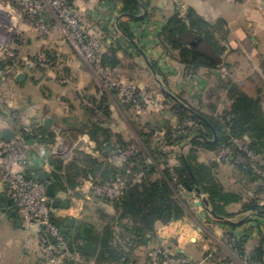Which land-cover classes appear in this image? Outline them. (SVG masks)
<instances>
[{
  "label": "rangeland",
  "instance_id": "374dc122",
  "mask_svg": "<svg viewBox=\"0 0 264 264\" xmlns=\"http://www.w3.org/2000/svg\"><path fill=\"white\" fill-rule=\"evenodd\" d=\"M78 1L79 4L77 0H0V60H4L5 63L0 70L9 71L0 77V128L10 129L13 138H17L21 136L20 131L23 127H34L38 124L37 128L40 129L41 126H45L47 119H51L50 126H54L51 131L53 137L50 141L43 142L48 145L47 156H50L52 148L57 146L61 152L67 154L64 160L67 165L78 156L99 157L101 153L97 149V144L83 131V123L87 121V116L83 115V106L97 108L98 105H102L104 96H107L109 115L106 114V109H97L98 121L112 128L115 134H120L123 140L130 142V146L127 149H121L120 154L117 155L123 164L137 148L146 149L138 132L153 117H159L165 108H168L173 115L175 112H181L179 107L189 111H192V107L202 109L198 101L202 98L207 103L209 102L208 104H212L213 91L210 88L205 93L195 92L193 96H190L185 92L173 90L175 76L170 74L161 77L157 71L138 67L128 59H122V64L117 68L102 67L100 65L101 56L103 54L113 55V50L106 48L105 39L100 36L96 27L88 21L84 13L86 5H91L98 0ZM159 1L151 0L147 4V0H143V7L147 4L144 12L154 17ZM164 1L168 3L170 0ZM183 1L186 3H182ZM220 4L222 12L218 11ZM229 4L231 3L228 0H178V6L174 3L176 11H180L181 14H184L189 7H193L202 14L201 9L204 8L209 13V18L220 15L219 12L227 15ZM168 5L157 8L159 11L157 17L168 13L165 11L169 8ZM199 5L205 7L201 8ZM227 24L226 21V27ZM162 49L164 50L163 47ZM38 50L42 52L37 54ZM9 54L22 60L27 58L33 66L15 64L13 58L8 57ZM41 55L43 58L37 59ZM168 56L176 60L175 56ZM9 61L13 62L12 66ZM149 64L153 67L154 62L150 61ZM186 73L189 78L196 79L193 72L186 71ZM19 75L24 76L21 82L17 80ZM86 75L89 80H92L91 82L85 81ZM6 111L14 114L15 117L9 118ZM60 115H75L82 122L75 126H68L61 120ZM174 120H176L175 135H187L189 142L201 137L200 132L205 130L198 122L191 119L180 122L174 115ZM181 126L186 127L179 130ZM155 142L162 150L170 153V160L165 164L166 166H174L177 157L185 155L189 147L188 143L182 147L169 144L162 132L155 133ZM224 149L218 153L201 150L199 151L200 160L202 162L215 161L219 165L218 178L224 186L228 190L240 193L247 200L251 191L249 193L245 189L250 188L234 177L235 171L231 167L229 156L220 154ZM232 152L233 149H231ZM111 158L112 156L107 160L110 161ZM236 163L242 165L238 161ZM165 165H157V169L162 172ZM251 171L253 172L252 169ZM263 184L264 179L260 178L261 187ZM86 186L89 185H77L73 191L77 195L72 201H84L89 206L92 215L97 207L106 209L100 200L105 197L98 196ZM84 187L86 188L82 190L81 188ZM184 190V187L180 186L177 197L188 207L189 203L182 193ZM87 192L91 194L89 201L83 197ZM190 193L197 204L205 209L209 221L204 226V234L209 241L208 246L206 245L207 258H199L197 261L205 264L215 263L211 253L217 250L221 258L234 255L235 261H231V264H246L236 249L235 235L230 232L216 234L217 229L214 222L220 221L208 215L211 212V206L205 202L207 197L204 194H198L195 189H191ZM257 195L258 193L254 194V197ZM249 214L251 212H244L242 207L237 214L235 213L226 221L242 222L249 217ZM16 234L15 223L12 222L11 226L8 217H4L0 212V238L6 239Z\"/></svg>",
  "mask_w": 264,
  "mask_h": 264
},
{
  "label": "trees",
  "instance_id": "16d2710c",
  "mask_svg": "<svg viewBox=\"0 0 264 264\" xmlns=\"http://www.w3.org/2000/svg\"><path fill=\"white\" fill-rule=\"evenodd\" d=\"M123 4V13L135 23L146 21L149 15L140 16L143 0H118ZM143 5V4H142ZM147 8V4L144 5ZM121 29L128 39H135L133 29L125 24ZM226 21L217 18L214 21L205 19L196 9L189 7L184 14L176 11L159 32L160 44L166 55L175 56L176 60L185 65L188 73H194L201 69H217L223 61L227 40ZM103 54L100 65L104 68H117L120 61L115 55ZM10 65L13 62L9 61ZM4 60H0V68L4 67ZM158 72L156 64L152 67ZM231 106L220 114H206L201 108L192 107V111L179 107L181 112L174 115L183 122L191 119L198 122L205 130L201 131V137L189 142L188 136H177L174 133L175 126L166 117L161 120H151L139 130L138 135L144 143L145 150L136 149L132 156L121 165L107 160L108 157L117 156L121 149H127L130 142L123 140L120 134H115L112 128L98 121L97 109H106L109 115L107 100L104 96L102 105L97 108L83 106V115L87 121L83 123V131L97 144L101 156L93 157L82 155L76 157L70 164H64L62 160L50 159L53 170L46 168L48 178L56 185L57 192L74 191L77 188L78 179L83 177L100 184H112L118 178L127 180V186L123 194L117 199L100 198L103 204L113 208L110 214L105 208L94 211L92 220L87 222L92 227L90 241L98 248L94 256L95 264H126L130 261L131 250L143 242L149 235L155 234L158 223L170 224L179 221L187 215V206L179 200L177 193L180 186L187 190L188 187L195 189L199 186L202 193L207 197L211 210L220 218L228 219L232 216L229 207L243 200V195L228 190L218 178L219 165L215 161L202 162L201 150L218 153L223 148L233 149L230 163L234 171L244 175L247 180L258 181L254 194L262 191L260 178L245 165L236 163V158L241 156L232 143L233 139L246 138L249 148L264 158V110L262 101L242 92L236 86L229 90ZM97 102V101H96ZM95 102V103H96ZM123 106V104H121ZM173 114V113H172ZM204 119V120H203ZM63 122L68 126L81 123V119L75 115H66ZM164 131V137L169 144L189 147L184 155L190 170L195 178H191L190 172L184 162L183 155H179L180 164L166 166L170 160V153L162 150L155 142V133ZM28 141H50L53 134L46 126L39 128L23 127L20 131ZM216 135V136H215ZM215 143L209 142L214 140ZM116 139V140H115ZM164 164L160 172L157 165ZM144 171L147 176L139 178L138 173ZM28 176L37 179L36 171L32 168L27 170ZM245 180V179H244ZM77 194H73L72 197ZM244 212L254 213L253 217L246 219L244 223L264 221V206L259 205L256 197L250 196L243 206ZM53 220L70 245L82 252L80 241L82 236L74 237L66 234L65 223L57 216ZM233 230L237 226L233 225ZM246 234L236 236V249L243 256L244 244L247 241ZM85 256V254L83 253ZM251 263L264 264V237L259 241L250 255ZM65 264H77L67 261Z\"/></svg>",
  "mask_w": 264,
  "mask_h": 264
},
{
  "label": "crops",
  "instance_id": "0c3cea01",
  "mask_svg": "<svg viewBox=\"0 0 264 264\" xmlns=\"http://www.w3.org/2000/svg\"><path fill=\"white\" fill-rule=\"evenodd\" d=\"M163 1L164 0L159 1V6L157 5L154 11V17L149 16L148 20L140 21L139 23H135L127 14L122 12L123 4L118 0H98L91 5H86L84 13L88 21L96 27L100 36L105 39L106 48L108 47V50L115 49V55L120 61L119 65L122 64V59H128L132 60L138 67H145L154 71L149 64L150 61H153L158 68L157 74L161 77L170 74L176 77L173 85L174 88L172 86L173 90L185 92L190 96H193L192 94L195 92L205 93L211 88L213 91L212 104H208L209 102L207 103V101L202 98L198 101L202 106L203 112L206 114L212 113L217 115L231 106L229 90L233 85L247 95L253 98H259L262 101L264 110V3H261L262 8H260L257 2L250 6H244L228 0L231 3L227 6L229 11L228 14H221L220 4L218 8V11H221L219 12V17L213 14L214 16L210 18L208 17L209 13L202 8L205 6L199 5L202 8V14H200L205 19L214 21L217 18H223L227 21L228 35L225 42L226 50L222 64L214 70L201 69L196 72L197 78L191 79L186 75V71H188L186 66L176 60L170 59L160 45L159 32L167 20L176 12L175 6L178 0H170L168 3H166V1H164V3ZM147 2V4H149L151 0H147ZM77 3L79 4L78 0ZM174 3H176V5H174ZM182 3H186V1ZM166 5L169 6V8L165 10L168 13H163L157 17L160 6L166 7ZM141 6L142 11L140 16H146L147 13L144 12L145 8L142 4ZM122 24L128 25L133 29L135 34L134 40L128 39L121 29ZM41 52V50H38L37 54ZM18 81L21 82L20 80ZM85 81L91 82L92 80H89V77L86 75ZM90 95H92V93ZM205 109L208 111L206 112ZM63 117L64 115H60L62 121ZM164 117L170 119L175 126L176 120H174V115L168 108L163 109L159 117H153L151 120H161ZM51 126L47 127L50 132L54 129V126ZM2 130L4 129L0 128V131ZM162 133H164V131H162ZM57 142H59V140H57ZM32 157H34L33 162L29 168L35 170L36 173L42 169L47 171L46 168L53 170L50 159H59L65 164V159L60 154L54 152H51V155L48 156V164L37 158L35 154H32ZM110 162L115 163L117 166L122 165L121 160L117 156H112ZM179 164V160L176 159L174 166ZM231 167L234 168L233 165ZM249 171L251 172V170ZM234 177L240 180V182L243 181L244 184L250 188L245 189L249 193L251 191L250 196L254 195L259 185L258 181H249L244 175H239L236 171ZM86 187L89 189V186ZM86 187L82 188V190ZM184 189V192H182L183 197H185L189 203L187 215L183 219L170 224L158 223L156 225L155 234L144 238L141 244L130 251V261L126 264H147L149 253L156 245H163L168 250L174 252L180 251V254L193 257L196 260L199 258H207L206 245L208 246L209 241H207L208 237L204 234V226L209 222L207 220V214L205 209L199 206L197 201L191 196L190 190ZM73 194V191L58 192V197L62 200H69L71 206L68 209L59 208L56 215L60 219L61 217H73L78 223L89 225L87 222L92 220L93 216L89 206L86 205L84 201H72L73 197L71 199V196ZM2 197H4V200L1 199ZM83 197H86L85 200L87 201L91 200L90 192L84 194ZM8 200H10V198L8 196L7 186L0 178V212L4 217H8L11 226L12 222H14L15 228L17 229L16 236L12 235L6 239L0 238V264H17L18 262L22 264H45L37 242L35 241L33 245L27 243L31 234L23 226L22 220L15 207L8 204ZM245 203L246 199L243 198L242 201L232 204L229 207V212L232 216L235 213L237 214ZM104 206L108 213H114L111 206L106 204H104ZM208 215H211L210 217L213 216L211 212H209ZM253 215L254 213L251 212L249 217H253ZM249 217H246L243 221L245 222ZM213 219H218L220 221L214 222L217 235L226 232L236 235L240 232V234L242 233L241 235L246 234L248 236L244 244L245 254L242 257L246 264H257L250 262V255L259 244L260 239L264 237V221L257 220L256 222L249 223L239 221L236 223L214 216ZM233 225L237 226V229L233 230ZM66 229L65 227V232ZM32 234L34 235V233ZM70 234L74 237L81 236V231L73 229ZM82 242L83 240L80 241V244H82ZM233 256L232 254L231 256H227L230 262L234 260ZM93 258L94 257L85 255L84 261L79 264H95Z\"/></svg>",
  "mask_w": 264,
  "mask_h": 264
},
{
  "label": "built area",
  "instance_id": "2783aa9c",
  "mask_svg": "<svg viewBox=\"0 0 264 264\" xmlns=\"http://www.w3.org/2000/svg\"><path fill=\"white\" fill-rule=\"evenodd\" d=\"M237 4L250 6L253 3L258 4L262 8L261 3L264 0H231ZM101 51V49H100ZM97 53L98 50H97ZM98 56V55H97ZM101 55H99L100 57ZM13 62L23 64L24 66H33V63L25 59L14 58L13 54H9ZM43 55L37 59H42ZM9 72V71H8ZM0 70V77L8 73ZM9 118L15 117L9 111ZM35 124L34 128H37ZM186 126H181L179 130H183ZM234 146L241 151V156L236 158V161L242 163L253 172L264 179V158L259 154L254 153L249 148V143L246 138L233 139ZM47 144L40 141H28L22 135L17 138H12L11 141L0 140V178L7 186L8 196L17 210L22 224L27 229L31 236L27 243L33 245L36 241L43 257L45 264H65L67 261L82 263L85 259L83 253L74 249L65 235L56 225L53 216L56 215L58 209L53 206V199L47 194L48 182H42L28 176L27 170L33 162L32 154L44 163L48 164ZM56 154H62L66 158V153L61 152L57 146L51 150ZM233 153V152H232ZM231 149L225 148L221 151V155L232 156ZM64 155V156H63ZM144 171L138 173V177H146ZM88 180V181H87ZM90 179L80 177L78 179L79 186L88 184L89 188L95 194L102 197L119 198L125 190L128 181L118 178L112 184H100L92 182ZM49 182H52L49 180ZM82 189V188H81ZM261 206H264V184L262 191L256 197ZM34 233V235L32 234ZM242 234V233H241ZM240 232L235 235H241ZM230 256V255H229ZM211 257L215 263L213 264H231L228 258H221L217 250L211 253ZM147 264H205L199 262L193 257L178 254L168 250L163 245H156L149 253Z\"/></svg>",
  "mask_w": 264,
  "mask_h": 264
},
{
  "label": "water",
  "instance_id": "95a60500",
  "mask_svg": "<svg viewBox=\"0 0 264 264\" xmlns=\"http://www.w3.org/2000/svg\"><path fill=\"white\" fill-rule=\"evenodd\" d=\"M23 79H24L23 75L18 76V80L22 81ZM50 122H51V119H47L45 121V126L49 127ZM12 138H13V133L10 129H5V130L0 131V140H5V141L9 142L12 140ZM216 141H217V138L215 137V139L213 141H209V142L215 143ZM183 157H184V155H183ZM184 162H185V164H186V166L190 172L191 178L193 179L194 182H196L195 178L192 174V171L190 170V167L188 166V163H187L185 157H184ZM249 170H251V168H249ZM36 176H37L38 180H40L42 182H48L47 194L53 199L54 208H56V209H59V208L68 209L71 206V202L69 200H62L61 198L58 197L56 185L54 182H49V178H48V174H47L46 170L42 169V170L37 171ZM188 188H189V190H191L190 187H188ZM195 190L197 191L198 194H203L202 190L200 189L199 186H196ZM1 199L4 200V197H2ZM205 202L207 205H210L208 199L205 200ZM8 204L13 206V203L11 200H8ZM211 213L213 214L214 217L219 218V219H223V218L218 217L212 210H211ZM61 220L65 223V227L67 228L66 234H70L73 229H78L81 231V236L83 239V242L81 244L82 253H84L85 255H87L89 257H94L97 253L98 248L90 241V236L92 233V227L90 225H87V224L78 223L77 220L73 217H61ZM176 253L180 254V251H177Z\"/></svg>",
  "mask_w": 264,
  "mask_h": 264
}]
</instances>
